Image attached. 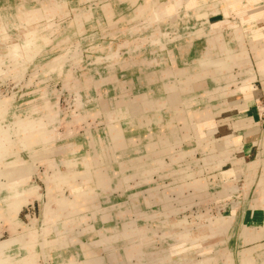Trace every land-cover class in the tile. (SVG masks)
Returning a JSON list of instances; mask_svg holds the SVG:
<instances>
[{
    "label": "crops",
    "instance_id": "0c3cea01",
    "mask_svg": "<svg viewBox=\"0 0 264 264\" xmlns=\"http://www.w3.org/2000/svg\"><path fill=\"white\" fill-rule=\"evenodd\" d=\"M53 4L59 7L55 14L46 8L40 25L26 24L27 11L40 19L35 8ZM73 4L79 8L73 12L84 28L78 29V43L70 46L65 34L61 40L53 38ZM49 23L54 25L49 27ZM124 23L130 24L126 32L107 36L112 41L127 38L126 50L118 47L107 52L113 60L98 55L105 51L102 45L84 43L98 37L105 42L102 30L109 25L119 29ZM89 24L95 25L91 33ZM100 31L103 35L98 36ZM31 39L58 47L51 62L36 66L44 76L57 74L65 85L74 78V70H95L100 76L107 61V78L96 82L106 111L109 103L102 85L117 90L111 98L115 107L105 112L109 122L104 141L109 143L106 154L112 165L103 163L97 151L83 158L84 169L78 172H83L79 185L85 189L79 191L83 192L77 201L79 212L64 220L59 238L47 240L66 245L69 254L62 264H149L159 256L158 264H264V174L252 179L246 170L260 153L264 158V0H0V45L9 48L0 54V64L6 63L3 55L8 53L33 55L35 51L24 47ZM122 54L129 58L123 59ZM50 64L53 72L45 73L43 67ZM136 68L141 72L137 81L144 89L137 93L136 79L128 76ZM46 111L51 117L48 107L41 116ZM77 113H86L84 122L92 115L97 120L102 112L80 109ZM113 121L120 126H109ZM62 123L68 125V121ZM49 125L47 131L55 136L38 139L42 148L38 149L40 161H35L37 167H46L41 173L45 181L56 178L54 153L68 156L76 146L58 144L61 128H55L56 122ZM161 136L169 141H158L152 157L149 143ZM33 173L22 184L25 190L27 185L32 190L38 186L32 184ZM57 179L65 182L70 175L58 173ZM90 182L96 184L94 188ZM0 190L11 197V191L2 192L1 186ZM33 192L38 197V190ZM46 228L48 234L51 228ZM136 228L144 234L135 232ZM70 245H78L81 254L70 253ZM23 258L15 256L11 262L22 264ZM31 258L32 263H39L40 257Z\"/></svg>",
    "mask_w": 264,
    "mask_h": 264
},
{
    "label": "rangeland",
    "instance_id": "374dc122",
    "mask_svg": "<svg viewBox=\"0 0 264 264\" xmlns=\"http://www.w3.org/2000/svg\"><path fill=\"white\" fill-rule=\"evenodd\" d=\"M75 6H77V4L70 5L69 8L67 7L68 15L58 26V29H56V36L53 38L54 41H57L63 34H65L64 37H70L68 45L73 46L78 43L80 38L78 36V29H83L84 25L82 24L80 17L73 12V9H79L77 8L78 6ZM46 8L50 14L51 12L55 14L59 7L58 5L53 4V7L43 6L35 8L36 12L38 11V15H41L40 19H36L37 16L35 17V15L30 12L31 10L27 11L29 14H26V24L30 26L40 25L39 22L45 18L43 16V10ZM100 13H102V11H95L96 15ZM52 25L54 24L49 23V27ZM90 25L91 24L87 25L89 33L94 31L95 28L94 24H92L93 26ZM42 26H44V24H42ZM105 26L107 25L105 24ZM128 26H130V24H120L119 29L114 30L109 25V27L102 30L103 34H105L107 38L105 39V42L103 37H98L97 39H88L84 43L102 45L105 47V51H103L104 53H100L98 55L113 60L111 53L107 52L111 50L116 51L118 47H121L120 50L122 51L126 50L127 38L122 37L118 40L112 41V39H109L107 36L112 34V32H114L115 36L116 31H119V34L126 32ZM40 27L41 26H39V28ZM39 28L37 29L38 32H40ZM102 32L100 31L98 36L103 35L101 34ZM22 33L25 36L26 30H23ZM24 39L25 38H23V40ZM49 41H52V39ZM44 45V43L41 44L39 42V47L36 48V52L33 53V55L32 53L28 55L26 53H18L17 56H15L13 55L14 52L5 54L3 56L5 57L6 63L2 62L0 64V69L2 70L0 71V164L3 163L1 161L3 159L8 161L6 164H4L5 162L3 163L5 165L4 171H0V177L4 174L7 181L3 176L1 178L2 182H0V186L3 188L2 192L4 189H6L8 193L9 191L12 192L9 193V195L12 194L11 197L5 196L4 192L0 193V264H14V262H11V259L14 260L15 256H17L18 260L24 257L21 260L22 264H36V262L32 263L28 261V257L31 255L40 257L38 264H62V261L64 260L63 258L69 254L66 253V250L68 251L66 245L64 244L65 248H63L60 243L49 244L50 242L47 240H55L59 238L63 232L64 220L66 218L69 219L73 213L79 212V203L77 201L83 196V192L79 191L85 189L81 186L82 179L80 178V176L83 177V172H78L84 169L82 164L83 158L88 157L90 154L94 155L97 151L98 154L102 156L101 160L103 163L109 166L112 165L109 155L106 154L109 143L106 140L104 141L106 138V131L104 128L109 122V117L105 119V112H108L112 109V107H115V101H111V98L113 99L116 96L117 90H112L111 85H102L101 89L103 96L107 101L106 103H109V110L106 111L103 108L105 102L103 101L104 103H102L99 99V92L97 91L98 86H96V82L107 78L109 72L107 73L105 67H107L110 63L107 61L104 63L103 68H101L100 76L96 74L97 71L95 70L88 69L76 72L74 70V78L65 82V86L63 77L53 73H46L48 71L53 72L52 66H54L57 61L53 62L52 66L50 64L49 66L46 65L43 67V69H45L46 76H44V72L42 70L39 72L37 71V65H45L51 62V59L58 54V47H53L52 45L47 47ZM37 50H40V52ZM8 51V46L0 45V54ZM122 56L123 59H126V57L129 58V55L127 54H122ZM20 58H22L21 61L13 63L16 59ZM23 62L24 65L16 67L19 71L18 69H14V66ZM57 68L58 70L62 69L60 65L57 66ZM140 75L141 72L138 68L134 70L131 69L129 71V79H136L137 85L135 87V93L144 91V89L140 87L139 81H137V78H139ZM45 77H47V79H45ZM123 80L128 81V79L122 78L121 81ZM50 98L52 105L47 103V99ZM132 99L130 101H132ZM120 103L123 102H118V104ZM47 107L52 110L51 117H49L47 111V114L41 116V112H44ZM124 108L125 105L122 108L116 107L115 109L121 110ZM151 108H154V106L152 105ZM80 109L82 111L83 109H88L91 112L101 111V117H98L96 120L92 114L88 113L87 115L92 116L86 117L84 122H82L81 119L85 117L83 115L86 113H77ZM39 112L40 115H38ZM74 114L75 118H73ZM111 118L113 119V117ZM63 121H68V125L62 123ZM35 122L42 124L41 127H43L37 136L35 134H31L30 132H24L25 128L29 126L30 123L33 124L32 126H35ZM54 122H56L55 128H61V131L58 130L60 134L56 136L58 144H70L66 148H70L71 145L76 146L75 150H70L68 152V156H65V154L58 151L54 153V158L56 163H58V165L52 166L54 167V171H56V178L53 179L54 176H52V178L49 177L48 180L45 181L44 178H42L41 173L46 170V167L43 165H39L37 167L35 163V161H40L38 157V149L42 148L40 143H38V139H43L44 137V140H48L55 136L52 131L45 132L47 126H50L49 124ZM112 125L120 126V123L118 121H113L109 124V126ZM123 128L125 130L128 129L127 123L123 124ZM68 129L71 130L70 133L67 132ZM85 130L90 132L91 136L86 135ZM158 141L159 140H152L149 143L151 147L149 146L148 148L152 149L150 151L152 157L154 156L153 149H155L156 146L158 147ZM95 148L97 149L94 150ZM137 152H141V150L138 149ZM141 157L142 156L138 158ZM36 158L38 159L36 160ZM41 158L45 159L43 156ZM260 158L263 159L262 153L259 154L258 159ZM22 160H25L26 162H23ZM73 160L77 163H69ZM137 160L138 159L136 158L135 161ZM48 163L53 165V161H49ZM19 168L27 172L28 178H26V174H23V177L27 182L21 181V185L18 183L16 185L14 182L9 180L14 178L11 174L14 173L15 170H20ZM114 169L118 170L119 166L116 164ZM249 169V167H246L247 172L249 171L248 173H251V170ZM73 170L75 171L72 172ZM263 170L264 166H260L254 177L252 173V179L256 178L260 174H263ZM32 172H34L33 175H35L32 178V184L38 185L34 186L33 188L35 189L33 190H38V197L33 192L32 186L27 185L26 190L22 187V184H26L30 181ZM58 173L64 176L70 175V180H65V182L58 180ZM246 180L250 181V177ZM76 185H79V190L77 191L74 189ZM90 185L94 188V185L96 184L90 182ZM124 185L125 184H123V186ZM75 193L76 195L72 198ZM64 196L65 198H63ZM20 197L24 199L21 201L18 199ZM73 206H77V209L73 208L75 211L73 212L72 210L70 211L72 213H70L69 210ZM66 223H68V220ZM48 226L51 230L47 234L49 228L46 227ZM134 231H137L141 235L142 233L144 234L143 231H138V229ZM67 232L64 233L67 234ZM74 233H77L76 229L74 230ZM70 235L71 237H74L72 232H70ZM42 242V245L45 246L41 245ZM71 246L73 245L68 246V248ZM71 248L72 252L70 253H77L79 251L81 254V248H79L78 245L77 247ZM159 257H155V259H153L149 264H158L160 260Z\"/></svg>",
    "mask_w": 264,
    "mask_h": 264
},
{
    "label": "bare ground",
    "instance_id": "6f19581e",
    "mask_svg": "<svg viewBox=\"0 0 264 264\" xmlns=\"http://www.w3.org/2000/svg\"><path fill=\"white\" fill-rule=\"evenodd\" d=\"M167 9H169V8H167ZM166 11V10H165ZM18 45V44H17ZM24 47H25V50L26 51H29V50H31V51H35L36 52V48H38L39 47V44L37 43V40L36 39H31V40H28L25 44H24ZM14 51V50H13ZM22 65H24V62L23 63H21V65H19V66H22ZM18 66V67H19ZM15 67V66H14ZM24 67V66H23ZM14 69H17L16 67L14 68ZM0 71H2V70H0ZM167 74H171V72H168ZM181 90H182V88H181ZM185 90V89H184ZM175 99V98H174ZM173 99V100H174ZM5 102V101H4ZM45 114H47V112L45 113ZM33 124H29V126H27L26 128H25V130H24V132H26V133H28V132H30L31 134H35L36 136L40 133V131H41V129L43 128V127H41V125L42 124H40V123H37V122H35V126H32ZM31 127H34V128H31ZM46 131H47V129H45ZM43 139H44V137H43ZM164 139V140H163ZM160 143L162 142L163 144H165L166 142H168L169 141V138L167 137V136H161L160 137ZM39 143V142H38ZM165 149V148H164ZM163 149V150H164ZM19 165V164H18ZM264 166V158L263 159H257V160H255V161H253V162H251L250 164H247L246 165V167H249L250 169L249 170H251V173H253V177H254V175L256 174V171H258V169H259V167L260 166ZM239 169V168H238ZM17 172V176H15L14 174ZM239 172V171H238ZM249 172V171H248ZM261 172V171H260ZM262 173V172H261ZM23 174H26V178H28V175H27V172L26 171H23V170H18V171H16L15 170V172L14 173H12L11 175H13L14 176V178L13 179H11V180H9V181H11V182H14L16 185H17V183L18 184H20L21 185V181H25V182H27L25 179H24V177H23ZM263 174H264V170H263ZM19 175V176H18ZM12 176V177H13ZM16 185H15V187H16ZM14 187V186H13ZM14 187V188H15ZM15 190H16V188H15ZM17 196V195H16ZM18 199H20L21 201H22V199H24V198H18ZM2 247V246H1ZM32 255L30 256V257H28L29 259H28V261L29 262H31L32 261ZM24 263V262H23Z\"/></svg>",
    "mask_w": 264,
    "mask_h": 264
}]
</instances>
